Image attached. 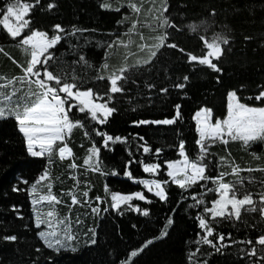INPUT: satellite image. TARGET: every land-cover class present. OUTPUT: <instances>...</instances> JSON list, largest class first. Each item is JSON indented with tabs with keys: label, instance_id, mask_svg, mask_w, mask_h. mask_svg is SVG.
I'll list each match as a JSON object with an SVG mask.
<instances>
[{
	"label": "trees",
	"instance_id": "trees-1",
	"mask_svg": "<svg viewBox=\"0 0 264 264\" xmlns=\"http://www.w3.org/2000/svg\"><path fill=\"white\" fill-rule=\"evenodd\" d=\"M7 2L9 0H0V8H4ZM21 2L35 3V0ZM49 3H55L56 7L48 10ZM105 3L110 4L111 8H104ZM121 3H126V0H41L40 6L33 9L29 19L34 29L50 33L55 24H61L66 30H71L73 26L82 30L87 29L80 42L88 61L99 68L105 62V53H108L106 62L110 68L100 73L105 79L89 85L103 94L110 89V81L107 79L109 73L122 67L125 62L132 65L146 59L147 52H141L138 45L153 43L152 37L160 34L148 26L153 21L147 11H142L139 15L132 14L127 7L116 11ZM169 4L173 18L183 28V31L173 33L174 40L186 52L198 56L206 55L208 50L201 37L207 38L209 42L217 33L229 37L230 43L225 47V53L219 61L222 73L217 74L198 62L189 63L184 54L165 48L150 66V72L141 66L139 72L130 77L129 84L125 86V93L113 95L110 106L117 111L109 117L106 125L89 127V121L83 114H78L77 118L83 120L90 133L92 127H96L113 136L129 138L126 143L110 144L112 150H101L102 170L109 173L117 171L120 173L117 176L89 172L84 167L78 168L74 173L68 168L69 161L67 159L61 161L58 156L51 165L45 158H33L26 151L17 122L14 119L0 120V264H33L34 261L36 264H49V257H54L55 264H119L126 258L132 264H192L187 259L190 252L194 254L193 260L202 261L207 258L208 264H249V258L242 253L238 254V249L250 250L253 246L261 247L255 243L257 237L264 234V219L259 211L262 205L258 195H255L261 190L258 183L250 184L246 181L249 191L254 193L253 198L257 201L255 206L258 210L248 214L242 211L244 223L215 224L210 220L215 228L214 236L223 233L225 243L230 246L225 249V254H213L208 257L207 254L214 250L206 244L195 243L205 234L198 228L195 219L202 209H187V205L194 201L181 200L182 190L169 181L167 188L169 201L165 203L155 198L152 193H148L142 184L134 183L123 175L129 151L135 155L137 161L143 157L144 162H155L154 156L135 152L137 142H144L134 140L136 134L143 137L153 149L165 148L161 159H180L178 143L181 139L186 141L185 147L189 155L195 157L198 151L196 141L199 138L193 119L195 112L202 106H207L213 109L216 117L223 118L226 115L227 95L230 91L237 90L242 98L255 97L261 90L259 86L264 85V0H169ZM147 7L145 2V8ZM213 9L215 15H212ZM126 14L132 15L133 19H139L137 30L142 33L143 40L135 33L125 35L128 25H120L118 21ZM193 23L198 26L196 33H192L188 27ZM205 23L210 25L207 31L203 30ZM113 34H119L124 45H128L129 39L133 43L127 47L117 44L112 49H107L106 45L115 38ZM77 36L79 37L80 33H77ZM245 37L251 39L245 40ZM84 38H87L89 43L84 44ZM72 43H76L75 38ZM0 48L3 49L0 52V76L11 78L21 75L22 69L19 65L26 61L24 50L7 36L2 28ZM57 48L58 56L62 55L68 61L74 59L73 56L66 54L65 42L62 41ZM86 74L92 77L97 73ZM184 76L189 77L186 89L172 87L176 83L184 82L182 79ZM131 80L137 81L139 86L131 83ZM148 84H155L156 87L149 89ZM164 87H168L167 93L160 91ZM244 102L262 106L255 100ZM177 104L181 105L182 117L176 125H133V121L140 119L171 118L175 114ZM83 133L84 129H75L69 138L78 165H83L87 149L91 147V142ZM94 139L97 146L102 143L101 138ZM210 151L216 154V162H219L220 157H226L242 169L264 167V143L257 142L250 146H245L242 142L216 144ZM254 154L260 159H256ZM45 168L51 172L53 192L67 202L56 206L61 217L71 213L78 236L76 244L78 251L75 253L69 250L56 255L43 245L34 227V206L31 202L30 188ZM142 169L141 163L131 166L136 179H169L166 177V167L155 176L144 173ZM218 171L230 169L219 168L212 174L215 175ZM74 175L79 177L84 190H87L86 182H90L93 186L90 197L93 200L96 195H104L105 184L112 190L123 193L144 191L152 203L134 201L133 204L134 206L138 204L141 209L148 208L150 215L144 217L133 207L123 209L122 215L112 209L110 213L102 212L95 216L90 213L87 206H70L71 201L67 193L75 183ZM241 175L248 176L249 173L244 171ZM251 175L257 181L262 178L259 172ZM225 179L231 180L232 177L227 176ZM23 180L29 183L24 184ZM14 187L21 190L14 191ZM209 198L215 197L209 194ZM13 205L16 206L15 210ZM169 217L174 219V224L166 229L169 235L160 239L161 231L165 229ZM77 219L81 221L79 225L75 224ZM43 227L41 226L42 229ZM89 228L97 232L95 245L85 243L87 237L84 236V232ZM229 233L235 241L252 239L254 244H231L228 239ZM13 234L18 236L15 242L2 239ZM149 239H154L153 244L132 258L130 252L138 250ZM37 248L41 251L37 252ZM197 248L200 249L199 252L196 251Z\"/></svg>",
	"mask_w": 264,
	"mask_h": 264
},
{
	"label": "snow or ice",
	"instance_id": "snow-or-ice-1",
	"mask_svg": "<svg viewBox=\"0 0 264 264\" xmlns=\"http://www.w3.org/2000/svg\"><path fill=\"white\" fill-rule=\"evenodd\" d=\"M145 2L148 7L145 8ZM41 0H35V3H23L21 0H9L4 8H0V28H2L7 36L18 43L24 50L26 61L19 65L22 74L13 76H0V120L14 119L17 122L18 131L22 134L25 142L27 153L33 158H45L49 165L53 164L54 158L58 156L59 160L67 159L69 161L68 168L75 173L80 167L86 168L89 172L99 173L102 175L117 176V171L104 172L102 170L101 150H112L110 144L126 143L129 138L127 136H113L99 128L92 127V132L82 119L77 118L78 114L89 121V127L92 125H106L109 117H111L117 109L110 106L113 101V95L125 93V86L129 84L130 77L134 73H138L141 66L147 68L150 72L154 60L158 54L165 48H170L184 54L189 63L198 62L202 66H207L210 70L217 74L222 73L223 69L219 66V61L225 53V47L229 45V37L220 33L212 37L211 42L207 38L201 37L207 48V54L198 56L186 50L174 40L173 33L183 31L173 18L169 4V0H126L121 3L116 11L120 8L127 7L134 15H139L142 11H147L151 16L153 23L148 26L153 31L160 34L152 37L153 43H140L138 45L141 52H147V58L137 64L124 65L114 71H111L107 77L110 81V89L103 94L94 90L89 86L95 81H102L105 76L100 74L105 70H109L110 65L106 62L108 53H105V62L97 68L90 63L83 53V47L80 42L83 33L87 29H78L75 26L71 30H66L61 24H55L51 33L49 31L34 29L29 19L35 7L40 6ZM56 7L55 3L47 5L48 10ZM104 8H111V5L105 3ZM215 15V10H212ZM120 25H128L125 35L133 33L140 35L143 40L142 33L137 30L140 24L139 19H133L132 15H124L120 21ZM188 27L192 33L198 31L196 24H190ZM210 25L203 26V30L207 31ZM227 27V26H225ZM80 33V36H77ZM114 39L106 45L107 49H112L115 45H124V41L119 34H113ZM18 38V39H17ZM76 43H72L73 39ZM251 37H245L250 40ZM67 45L66 54L73 56L74 59L68 61L62 55H57L58 45L61 42ZM83 43L87 44V38L83 39ZM133 41L128 40V45ZM128 45H124L127 47ZM230 50V49H229ZM3 49L0 48V52ZM127 58H125L126 60ZM215 61V62H214ZM15 62V61H14ZM77 69L81 71L78 72ZM96 72L95 76L89 77L86 73ZM127 73V74H126ZM184 82L176 83L172 87L176 89H186L189 77L184 76ZM219 82V76H217ZM131 83L139 84L135 80ZM19 85V87L17 86ZM149 89H154L155 84H148ZM260 91L255 97L242 98L238 95L237 90H232L227 95L226 115L223 118L216 117L212 108L202 106L194 114L196 131L199 138L196 141L198 151L195 157H191L186 150V141L180 140L178 143V155L180 159H161V154L165 148L153 149L148 145L147 141L139 134L133 138L137 141L135 152L149 154L154 156L155 162H144L143 157L137 161L135 155L129 151V159L126 161L125 171L123 175L129 180L137 184H142L148 193H152L155 198L167 203L169 201V192L167 190L169 181L178 186L182 190L181 200H191L187 209H202L196 215L195 219L198 228L205 234L196 240L197 244H206L212 250L207 254L208 257L213 254H225V249L230 245L225 243V235L217 233L214 236L215 228L213 223L222 224L236 222L244 223L242 220V211L245 214L254 213L258 209L255 206L257 201L254 200V193L249 191L246 181L250 184H259L260 191L255 193L258 195L261 208L259 209L262 219H264V167L242 169L238 164H234L226 157H220L216 162V154L210 149L213 145H228L230 142H242L245 146H250L257 142L264 143V85L259 86ZM162 93L169 91L168 87L161 88ZM107 97V99H105ZM248 101H258L262 106H256ZM181 105L175 106V114L171 118L164 119H140L133 121L134 126L141 125H164L173 126L181 119ZM75 129H84V136L91 142V147L87 149V156L83 160V165L76 163L73 148L70 146L69 138ZM94 137H99L102 143L97 146ZM83 147V145H81ZM255 156V154H254ZM260 159L259 156H255ZM141 163L143 172L159 175L166 167V177L169 179H136L133 176L131 166ZM229 168L230 171H218L213 175V171L219 168ZM249 173L248 176L241 175L242 172ZM261 173V179L257 181L252 173ZM231 176V180L225 177ZM75 181L72 189L67 195L70 198L71 205L87 206L90 213L99 216L103 213H110L114 209L117 213L123 214V209L135 208V211L141 213L144 217L150 215L148 208L141 209L138 204L134 206V201H146L151 204L152 200L145 195L144 191H133L123 193L121 191L112 190L107 184L104 186V195H96L94 200L90 197L93 186L90 182H86L87 190L82 187L79 177L74 175ZM22 183L28 184L27 180ZM53 181L51 172L45 168L39 175L38 179L31 184L30 192L32 194L34 227L37 230L39 239L47 249L52 250L56 255L62 251H78L76 244L78 236L73 226L71 213L61 217L57 205L67 203L53 192ZM202 189V191H197ZM14 191L21 189L14 187ZM212 194L215 198H209ZM107 204V206H104ZM16 209V206H12ZM47 208V211L43 209ZM23 218V217H20ZM210 220L213 223H210ZM81 221L77 219L76 225ZM174 224V219L169 217L165 229L161 231L160 239L167 237L169 232L166 230L168 226ZM41 226H44L43 229ZM254 227V226H253ZM87 237L85 243L95 245L97 243V232L89 228L84 232ZM4 241L15 242L18 236L6 235L2 237ZM231 244L253 245L252 239L235 241L232 239L231 233L228 234ZM154 239H149L138 250L130 252L132 258L137 257L149 245L153 244ZM256 246L247 248H239L238 254L249 258V264H264V234L257 237ZM37 252L41 249L37 248ZM200 251L199 248L196 249ZM193 253H189L187 259L192 264H208V259L202 261L193 260ZM255 257L253 260L251 258ZM49 264H55L54 257L48 258ZM33 264H36L34 261ZM119 264H132L127 258L121 260Z\"/></svg>",
	"mask_w": 264,
	"mask_h": 264
}]
</instances>
